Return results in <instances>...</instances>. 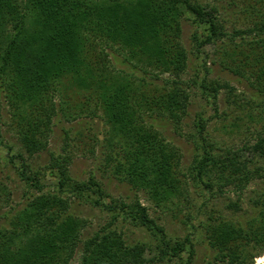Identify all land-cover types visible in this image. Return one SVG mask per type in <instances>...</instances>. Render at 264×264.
Returning a JSON list of instances; mask_svg holds the SVG:
<instances>
[{
    "label": "trees",
    "instance_id": "trees-1",
    "mask_svg": "<svg viewBox=\"0 0 264 264\" xmlns=\"http://www.w3.org/2000/svg\"><path fill=\"white\" fill-rule=\"evenodd\" d=\"M244 11L253 14L252 25L229 33L218 7L200 0H0V94L11 108L20 145L9 157L20 160L21 179L39 192L0 228V264H196L189 236L170 238L139 198H115L95 176L76 179L71 155L52 154L47 169L55 183L46 191L42 173L33 171L27 158L48 149L60 113L70 121L90 111L109 126L107 156L120 182L144 190L160 207L187 198L181 150L148 117L158 113L180 122L188 112L190 94L181 85L189 62L185 18L198 28L193 39L199 52L229 39L234 56L222 63L253 90L238 93L228 82L204 79L201 87L211 104L217 110L224 89L228 101L256 108L250 120L264 117V0H249ZM105 46L120 50L123 63L156 78L167 75L162 88L147 95L144 78L110 66ZM196 126L199 154L191 171L208 191L228 186L243 191L264 178V132L253 144L220 154L205 134L206 119L200 117ZM244 151L254 158L244 157ZM261 189L252 220L242 224L221 216L206 227L217 260L248 264L252 249L264 248V184ZM9 192L0 183V205ZM73 196L112 212L109 225L84 238L86 220L70 212ZM120 220L151 232L155 249L147 241L130 242L112 227Z\"/></svg>",
    "mask_w": 264,
    "mask_h": 264
},
{
    "label": "rangeland",
    "instance_id": "rangeland-1",
    "mask_svg": "<svg viewBox=\"0 0 264 264\" xmlns=\"http://www.w3.org/2000/svg\"><path fill=\"white\" fill-rule=\"evenodd\" d=\"M200 1L218 7L222 24L229 33H234L238 29H246L252 25L253 14L244 11L245 4L249 0ZM197 29L191 18L183 20L182 39L188 50L189 62L186 72L181 76V85L190 94L187 114L180 122L158 113L152 116L149 113L150 117H148L149 121L153 122L167 139L181 150V169L187 182V198H181L176 204H170L168 207H160L144 190L138 191L120 182L114 174L113 162L108 160L107 156L110 150L107 146L109 126L102 116L87 113L90 111H85L81 117L70 121L60 113L55 118L48 149L28 157L27 161L33 171L42 173L40 176L42 182L46 184L44 188L46 191L52 190L53 183H55L47 169L52 154L71 155L72 162L69 167L76 179L88 180L91 176H95L113 197H123L129 200L139 198L141 203L148 207L150 216L164 226L170 238L183 240L189 236L194 242L196 264H227L216 259V251L206 238V227L221 216L238 220L242 224L252 220L259 210L254 200L262 192L261 185L264 184V178L255 179L243 191L237 190L235 186H228L222 190L223 192H218L217 189L213 192L208 191L195 175L197 171L194 170V173L191 171L194 160L199 154L193 141L197 134L196 121L200 117L206 119L205 134L215 142L216 152L224 154L229 149L239 150L244 148L245 144H253L257 140L258 132H264V117L250 120L249 114H256V108L249 107L242 101L235 103L228 101V93L224 89L219 94L217 110L211 104V98L204 93L201 87L204 79L207 82L213 80L228 82L236 87L235 91L238 93L241 91L253 93V90L246 80L233 74L222 63V61L229 63L234 56L231 53L234 45H229V39L225 38L223 42L206 45L203 51L199 52L193 39ZM105 50L110 53V58H112L110 66L116 71L124 68L133 73L131 74L133 77L146 80L147 85L143 87V90L147 95H152L156 88H162L164 85L163 79L165 80L167 75L156 78L155 73L145 72L139 67L123 63V54L119 53L120 50L116 47L105 46ZM226 50L229 54H226ZM238 98L236 97L235 100ZM89 106L93 108L94 102L91 101ZM66 131H69L68 135ZM18 150H20V145L15 119L12 117L7 99L0 94V183L10 191L7 200L4 201L2 196L4 202L0 205V228L9 225L10 218L26 205L29 195L39 194L21 179L18 172L20 160L15 162L10 160V154ZM244 153V157L254 158L252 153L245 151ZM233 202H238L241 207L233 206L231 204ZM70 212L86 220L83 229L84 238L92 236L102 227L109 225L112 214L107 209L77 196L72 197ZM115 226L125 232L130 242L147 241L153 244V249L158 243L156 237L144 228L121 220L112 225V227ZM252 252L248 264H264V248L255 247Z\"/></svg>",
    "mask_w": 264,
    "mask_h": 264
}]
</instances>
